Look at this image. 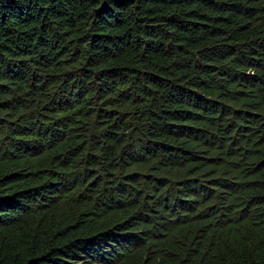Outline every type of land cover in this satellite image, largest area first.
Instances as JSON below:
<instances>
[{
    "label": "trees",
    "instance_id": "trees-1",
    "mask_svg": "<svg viewBox=\"0 0 264 264\" xmlns=\"http://www.w3.org/2000/svg\"><path fill=\"white\" fill-rule=\"evenodd\" d=\"M0 264H264V0H0Z\"/></svg>",
    "mask_w": 264,
    "mask_h": 264
}]
</instances>
